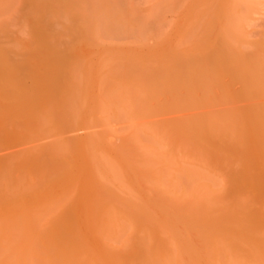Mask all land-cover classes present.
I'll use <instances>...</instances> for the list:
<instances>
[{
    "label": "rangeland",
    "instance_id": "1",
    "mask_svg": "<svg viewBox=\"0 0 264 264\" xmlns=\"http://www.w3.org/2000/svg\"><path fill=\"white\" fill-rule=\"evenodd\" d=\"M194 1L0 0V173L2 174H0V220L2 219L0 239L5 240L3 238L7 237L6 239L11 238L12 241L14 239L22 241L26 238L23 244L33 245V264H64V262L69 264L67 261H73L77 251L83 252L81 256L86 253L84 257H88L86 260L75 259L80 264L82 260L85 262L89 259L93 264H98V260H101L102 264H162L164 257L169 262L173 261L170 264H179L180 256L182 264H210L219 259L220 264H264V258L259 254L245 255L253 249L251 247L253 245L264 248V237H262L264 236L262 232L264 230V114L260 112V108L251 106L259 104V101L264 99V79L258 81L256 75L253 80L246 79L250 84L246 86V81L244 85L242 84V74L234 78L219 67H215L216 58L220 57L218 54H224L227 49L228 51H225L227 54L231 50H236L231 55L232 65L236 56L248 57L247 64L251 69L256 72L261 68L264 69V54L261 53L262 50L260 52L257 50L260 46V48L264 47V0H223L219 9L227 8L226 10L232 11L227 14H215L216 9L213 5L218 8L217 4L220 2L212 1L211 5L202 7L204 5L200 6L197 1L198 6L194 3L198 7L196 8L192 5ZM209 6H212V9ZM109 26L111 28L108 29ZM234 39L239 42L234 44ZM217 41L220 42L219 45ZM216 51L219 53L217 54ZM210 77L213 79H209ZM127 86L131 91H127ZM238 90L257 92L261 99H238L233 94V91L238 92ZM118 95L120 98H114ZM66 97L70 101L68 104ZM119 99L124 100L123 103L128 102L124 103L125 108ZM67 105L71 108L70 111L65 109ZM117 105L122 108H119V112L115 111ZM102 106L106 108L103 109ZM101 108L106 110L105 113ZM249 108L252 119H261L258 123L259 131L256 133L246 122L237 120L233 125L231 121L228 122L230 119L228 112ZM40 116L47 118V121L43 118L46 123L49 122V124L45 123L46 127ZM155 127L157 132L153 129ZM55 139L61 148L55 147ZM87 141L91 144L88 142L89 144L86 145ZM166 141L172 144L169 146ZM182 141L183 143L180 144ZM188 142L193 143L189 147L193 146L195 148L193 152L201 158L203 154L208 153L203 159L199 156L200 160L204 161L203 166L200 161H196L195 156L198 158V155L191 152L193 148H187ZM201 145L208 150L205 151L204 147H200ZM154 152L156 153L153 154ZM146 154L150 155L146 156ZM89 155L95 156L96 159L102 158L103 163L99 160L100 166H93L91 158H88ZM83 156L88 160H84ZM146 159L153 162H147ZM144 161L147 163L145 170ZM61 163H66L63 164L64 169ZM138 163H141V167ZM148 163L151 164L153 172L149 171L151 168ZM61 169L70 172H66V175ZM91 169H95V172L90 171ZM113 169L114 171H111ZM143 170L148 172L145 173ZM214 170L219 174H215ZM70 173L72 178L75 176L72 179L74 189L71 185ZM221 173L223 175H220ZM18 175L20 178L17 177ZM222 176L225 177L224 181ZM145 177L147 179L149 177L150 181ZM215 177L216 183L223 181V185L218 186V184V187H213L216 185ZM219 178L221 180L217 181ZM65 181H69V184ZM74 181L77 183L73 184ZM225 181L227 183L224 185ZM12 185L13 189H11ZM149 185L153 186L152 193L154 191L159 193L163 203L157 200V192L155 193L157 197L150 193L152 189ZM65 186L67 187L64 188ZM148 187L150 191L147 190ZM198 187L204 189L209 187L210 190L203 189L204 196L200 200L192 201L197 191L203 192ZM7 188L12 192L10 193ZM60 188L61 191L65 189L64 194L68 188L72 189L67 191L69 200V197L65 199L67 193L57 195L56 192ZM53 190L55 191L52 192ZM61 191H58V194ZM217 191L219 192L216 193ZM61 195L64 198H61ZM162 195L164 197H161ZM237 196L243 200H239ZM53 198L60 199L59 206H63L58 209L59 211L56 210L58 211L56 214L48 212L50 214L44 215L46 218H40L46 222L43 228L44 222L42 220L39 222V216L37 217L36 214L39 215L40 210L47 208L46 205H49ZM214 199H216L214 203L218 204L217 212L207 213V208L212 210L207 201L213 202ZM244 200L246 205H243ZM40 203L42 205L47 203L46 207L41 209ZM64 203L69 204L65 206ZM170 205L178 210H174ZM64 207L67 212H61L65 216L68 214L66 221L62 218L64 216L60 217L62 214L57 216ZM109 207L113 209L112 212L106 210L110 209ZM30 209H33L32 218H29V212L26 213ZM132 210L146 220L140 219L139 215L137 217ZM179 210L183 211L179 213ZM92 213L93 216H89ZM108 213L113 215L119 227L126 228L124 223L128 227L127 231H122L123 229L117 231V236H120L117 239L114 235L116 238V240L113 238L114 242H110L112 239L109 242L106 240L113 246L110 248V253L107 248L109 246L105 248L106 241L104 246L100 241L101 238L96 234L98 232L95 231L103 224L104 215ZM229 213L232 215L230 216ZM15 215H19L17 221L14 219ZM86 215L87 218L84 217ZM54 218L62 222L59 224L62 225L61 229L66 226V229L63 228L66 233L61 231L65 234L57 232L60 227H55L57 229L55 231L54 225L57 223H54L57 219ZM196 218L202 222L196 220L198 224L192 223ZM3 219L7 225L3 223ZM9 219L10 221H7ZM52 221L54 225L50 224ZM34 222L42 224L41 227L34 224L41 229L34 230ZM100 223L102 224L99 225ZM203 223H208L216 230L211 234L210 230H205ZM229 223L235 224L233 225L236 231L235 240L223 239V247L220 244L214 245L216 252L208 241L221 234L220 228L223 229ZM19 224L21 225L18 226ZM22 224H26L23 233L27 237L19 240L21 236L15 226L20 227L21 231ZM3 225L8 229L2 227ZM158 226L166 234L165 239L163 234L160 235ZM199 231L210 236L207 241L208 247L207 243L197 238L198 235H191ZM10 232L11 236L8 235ZM100 233L101 231L98 235ZM138 233L142 236H138ZM16 234L20 237L13 238ZM74 238L84 241L82 244L85 249L78 248L80 245L76 246ZM168 239H170L169 244H167ZM79 240L76 242L80 244ZM64 242L67 245L65 250L69 249L68 253L71 252L70 248L73 250V253L69 254L73 259L67 253L61 254L65 252ZM141 242L145 243L146 250H150H148L149 257L143 255L147 252H144V247L141 248ZM241 242L242 246L239 245ZM95 243L98 247H102L99 251ZM200 243L205 245H198ZM249 243L254 244L250 246ZM86 244L91 246L87 247ZM42 245L44 248L53 247L56 250L51 252L50 249L51 253L48 254L47 249L45 248L44 251ZM93 245L96 252L91 248ZM245 245L250 250L243 251ZM0 249L3 251L1 246ZM90 249L96 255L93 256ZM223 249H229L225 261L222 257L226 256L219 255ZM237 249L244 256L236 254ZM59 251L61 255H58ZM170 251H173L174 256ZM1 252V260L11 257L9 251L4 252V254L8 252L7 255ZM89 252L91 255L88 256ZM207 253H210L209 260ZM66 254L69 258H64ZM55 255L59 262L55 260ZM92 257H96V260ZM260 257L262 263L259 261Z\"/></svg>",
    "mask_w": 264,
    "mask_h": 264
},
{
    "label": "bare ground",
    "instance_id": "2",
    "mask_svg": "<svg viewBox=\"0 0 264 264\" xmlns=\"http://www.w3.org/2000/svg\"><path fill=\"white\" fill-rule=\"evenodd\" d=\"M174 1H175V0H174ZM187 1H188V0H187ZM187 1L185 0V2H187ZM190 1L192 2V1H194V0H190ZM197 1H199L200 6H201V5H204V6H202V7H205V5H206V6H207V5H211L212 3H210V2H212V1H214V2L217 1L218 3L220 2V4H217L218 8H217L216 6L213 5V8L216 9V10L214 11L215 14H216V13L227 14V13H230L229 11H231L230 9L226 10L227 8H226L225 10H224V9H223V10L219 9V7H220V8L222 7V5H221L222 3H221V2H222L223 0H196V2H197ZM191 2H190V4H191ZM196 2L194 1L192 5L195 6L196 8H198V7H197L198 4H197ZM172 3L174 4L173 1H172ZM194 3H196L197 6H196ZM183 4H184V3H183ZM183 4H182V5H183ZM190 4H189V5H190ZM10 5H11V4H10ZM187 5H188V4H187ZM189 5H188V6H189ZM192 5H191V6H192ZM236 5H237V4H236ZM209 7H211V9H212V6H209ZM8 8H10V7H8ZM180 8H181V6H180ZM189 8H190V7H189ZM189 8H188V9H189ZM3 9H4V8H3ZM74 9H75V8H74ZM211 9H209V10H211ZM4 11H6V10H4ZM8 11H9V10H8ZM187 11H188V10H187ZM86 12H87V11H86ZM188 12H189V11H188ZM192 12H193V10H192ZM231 12H232V11H231ZM72 13H73V12H72ZM2 14H3V13H2ZM189 14H190V13H189ZM191 14H192V13H191ZM221 14H220V15H221ZM181 15H182V14H181ZM192 15H193V14H192ZM193 16H194V15H193ZM125 18H126V16H125ZM43 19H46V18H43ZM40 20H41V19H40ZM86 20H87V19H86ZM121 20H122V19H121ZM182 20H183V18H182ZM87 22H88V21H87ZM24 23H25V22H24ZM37 23H39V22H37ZM52 24H53V23H52ZM54 24H55V23H54ZM44 25H46V24H44ZM100 26H101V25H100ZM109 28H111V27L109 26L108 29H109ZM49 29H50V28H49ZM58 29H59V28H58ZM53 31H54V28H53ZM108 31H109V30H108ZM97 32H98V30H97ZM119 32H120V31H119ZM103 33H104V32H103ZM110 33H111V32H110ZM61 34H62V33H61ZM96 34H98V33H96ZM96 34H95V35H96ZM229 38H230V37H229ZM51 40H52V39H51ZM238 42H239V41H235V39H234V44H237ZM232 43H233V42H232ZM219 44H220V42L218 43V41H217V45H219ZM50 45H51V42H50ZM258 46H260V44H259ZM229 47H230V46H229ZM229 47H226V48L230 49ZM256 47H257V46H256ZM260 47H261V46H260ZM260 47H258L257 50H258L259 52L262 50L261 53L264 54V47H262V48H260ZM213 48H214V47H213ZM250 48H251V47H250ZM250 48H249V49H250ZM219 49H221V48H219ZM212 50H215V49H212ZM221 50H222V49H221ZM221 50H218V49H217V51H219L220 53L222 52ZM217 51H216V53L218 54L219 52H217ZM225 51H228V50L226 49ZM225 51H224V54H222V55H219V54H218V56H220V57H217V55H216V57H217V58H216V60H217V61H216L217 64L215 65V67H219V68H220L221 70H223L225 73L231 74L232 77H234V76L237 77L238 75L240 76V75L242 74V75H241V77H242V80H241V81H242V84H243V85H244V82L246 81V79L249 80V78L252 79L253 77L256 78V77L258 76V77H257V78H258V81H260V80L262 81V79H264V69L261 68L260 71L258 70L257 72H256V70L251 69V68H250V65L247 64L248 57H239V56H236V57H235L236 59L234 60L233 65H232V64H231V62H232V61H231V55H233V54L236 52V50H234V51L231 50L232 52L230 51V53H228V54H227V52H225ZM258 51H257V52H258ZM239 52H240V51H239ZM239 52H238V53H239ZM249 52H251V51H249ZM253 52H254V50H253ZM251 53H252V52H251ZM251 53H247V54H251ZM245 54H246V53H245ZM248 56H249V55H248ZM214 59H215V58H214ZM208 63H209V62H208ZM78 64H82V63H81V62H78ZM205 64H207V62H206ZM214 64H215V63H214ZM214 64H212V65H214ZM251 64H252V63H251ZM122 65H123V64H122ZM122 65H121V66H122ZM201 65H202V64H201ZM203 65H204V64H203ZM210 65H211V64H210ZM119 66H120V65H119ZM54 67H55V66H54ZM205 67H207V66H205ZM222 67H223L224 69H223ZM251 67H252V65H251ZM130 68H131V67H130ZM203 68H204V66H203ZM208 68H210V67H208ZM19 69H20V68H19ZM19 69H18V71H19ZM74 69H75V68H73V71H74ZM76 69H77V68H76ZM124 69L126 70L125 66H124ZM124 69H123V71H124ZM204 70H207V69H204ZM211 70H212V69H211ZM22 71H23V69H22ZM208 71H209V69L207 70V72H208ZM74 72H75V71H74ZM210 72H211V71H210ZM76 73H77V71H76ZM126 73H127V72H126ZM134 73H135V72H133V74H134ZM159 73H160V72H159ZM74 74H75V73H74ZM135 74H136V73H135ZM136 75H137V74H136ZM170 75H171V74H170ZM256 75H257V76H256ZM205 76H207V75H205ZM255 76H256V77H255ZM73 77H74V76H73ZM75 77H78V76L75 75ZM136 77H137V76H136ZM207 77H208V76H207ZM235 77H234V78H235ZM147 78H148V76H147ZM103 79H104V78H103ZM194 79H195V78H194ZM205 79H207V78L205 77ZM209 79H213V78L210 77ZM243 79H244V80H243ZM77 80H78V78H77ZM98 80H99V79H98ZM100 80H102V79H100ZM141 80H142V78H141ZM146 80H147V79H146ZM248 80H247V81H248ZM252 80H253V79H252ZM79 81H80V80H79ZM204 81H205V80H204ZM212 81H213V80H212ZM247 81H246L247 84H245L246 86H247V85H250ZM250 81H251V80H250ZM250 81H249V82H250ZM72 82H73V81H72ZM101 82H102V81H101ZM104 82H105V81H104ZM13 83H14V82H13ZM75 83H77V81H76ZM75 83H74V84H75ZM79 83H80V82H79ZM257 83H258V82H257ZM100 84H102V83H100ZM251 85H252V84H251ZM102 86H103V85H102ZM246 86H245V87H246ZM4 87H5V86H4ZM117 87H118V86H117ZM117 87H116V88H117ZM127 87H128V86H127ZM127 87H126V89H127ZM242 87H243V86H242ZM101 88H102V87H101ZM116 88H114L113 91H115ZM239 88H240V87H239ZM239 88H238V89H239ZM119 89H120V88H119ZM121 89H122V88H121ZM98 90H99V89H98ZM128 90L131 91V90L129 89V87H128L127 91H128ZM7 91H8V90H7ZM102 91H104V89H103ZM109 91H110V90H109ZM122 91H124V90H122ZM127 91H124V92H127ZM238 92H239V90H238ZM238 92L233 91L234 96H235L236 98H238V99L255 98V99L257 100V99L260 98V96H259V94H257V92H253V91H250V90H244V91L242 90V91H240L239 93H238ZM112 93H113V92H112ZM117 93H118V92H117ZM121 93H122V92H121ZM128 93H130V92H128ZM230 93H231V92H230ZM261 93H262V92H261ZM25 94H27V92H26ZM103 94H104V92H103ZM75 95H76V94H75ZM119 95H120V94H119ZM119 95L116 96V97H114V98L119 97ZM123 95L126 96L125 93H123ZM130 95H131V93H130ZM132 95H133V94H132ZM19 96H20V95H19ZM77 96H78V95H77ZM121 96H122V94H121ZM134 96H135V95H134ZM52 97H53V96H52ZM106 97H107V96H105V98H106ZM122 97H123V96H122ZM136 97H137V95H136ZM136 97H135V98H136ZM241 97H242V98H241ZM53 98H54V97H53ZM66 98H68V97H66ZM75 98H76V97H74V99H75ZM119 98H120V97H119ZM123 98H125V97H123ZM123 98H122V99H123ZM71 99H72V98H71ZM108 99H109V98H108ZM108 99H107V100H108ZM137 99H138V98H137ZM260 99H261V98H260ZM76 100H77V99H76ZM78 100H79V99H78ZM103 100H104V98H103ZM119 100H120V99H119ZM256 100H255V101H256ZM65 101H66V100H65ZM72 101H73V100H72ZM104 101H105V100H104ZM110 101H111V100H110ZM115 101H116V100H115ZM117 101H118V100H117ZM117 101H116V102H117ZM123 101H124V100H122V101L120 100V102H122V104H124L125 102H126V104L128 103L127 101H125V102L123 103ZM68 102L70 103L69 98L67 99V102H66V103L68 104ZM106 102H107V101H106ZM106 102H105V103H106ZM133 102H134V100H133ZM133 102H132V103H133ZM259 102H260L259 104H254V105H251V106H253V107L257 108V109L260 108V110H261L260 112H262V114H264V99H262V101L260 100ZM109 103H110V102H109ZM111 103H112V102H111ZM97 104H98V103H97ZM120 104H121V103H120ZM120 104H119V106H120ZM122 104H121V106H122ZM134 104H135V102H134ZM134 104H132V105H133L132 108L135 110V108H134ZM64 105H66V104H64ZM70 105H74V104H70ZM100 105H101V104H100ZM103 105H105V104H103ZM95 106H96V105H95ZM117 106H118V105H117ZM119 106H118L117 109H115V111H118V112H119V108L121 107V106H120V107H119ZM135 106H136V105H135ZM102 107H103V109L106 108V106H102ZM125 107H126V105L124 104V105H123V108H125ZM60 108H62V107H60ZM109 108H110V107H109ZM65 109H67V111H70L69 109H71V108H68V105H67V106L65 107ZM101 109H102V108H101ZM103 109H102V110H103ZM120 109H122V108H120ZM127 109H128V108H127ZM127 109H126V110H127ZM107 110H108V109H107ZM236 110H237V109H236ZM236 110H235V111H232V112H228L229 114L227 113L228 116H229V118H230L228 122L231 121V122H232L231 125L235 124V122L238 120L239 122H240V121H242V122H246V124H248V125L250 126V128L253 130V132L256 133L257 131H259V130H258V123H259V121H260L261 119H252L251 116H250V111H251L250 108H249V109H239V111H238V110L236 111ZM252 110H253V109H252ZM67 111H66V112H67ZM103 111H104V110H103ZM105 111H106V110H105ZM105 111H104V113H105ZM219 111H221V109H219ZM258 111H259V110H258ZM47 112H48V111H47ZM59 112L61 113V111H59ZM74 112H75V111H74ZM120 112H121V111H120ZM49 113L51 114V116L53 115L50 111H49ZM106 113H107V112H106ZM42 114H43V113H42ZM42 114H41V115H42ZM44 115H45V114H44ZM44 115H42V116H44ZM119 115H120V114H118V116H119ZM125 115H126V114H125ZM47 116H49V114H47ZM64 116H66V114H65ZM71 116H72V114H71ZM123 116H124V115H123ZM228 116H227V117H228ZM40 117H41V116H40ZM49 117H50V116H49ZM49 117H48V119H49ZM72 117H73V116H72ZM121 117H122V116H121ZM43 118H44V117H41L40 119L44 121L43 123H44V126H45V123H46V121H47V118H44V119H46V121H45ZM38 119H39V118H38ZM67 119H68V118H67ZM41 120H39V121H40V124H41ZM50 120H51V119H50ZM70 120H71V118H70ZM70 120H68V121H70ZM89 120H90V119H89ZM35 121H36V120H35ZM212 121H214V120H212ZM90 122H91V121H88V123H90ZM47 123L49 124V122H47ZM47 123H46V124H47ZM72 124H73V123H72ZM213 124H214V123H213ZM227 124H228V123H227ZM256 124H257V125H256ZM67 125H69V124L67 123ZM70 125H71V124H70ZM70 125H69V127H70ZM165 125H166V124H165ZM172 125H173V124H172ZM4 126H5V125H4ZM46 126H47V125H46ZM46 126H45V127H46ZM71 126H72V125H71ZM84 126H86V125H84ZM89 126H91V125H89ZM220 126H221V125H220ZM225 126H226V125H225ZM6 127H7V126H6ZM13 127H14V126H13ZM67 127H68V126H67ZM150 127H151V126H150ZM72 128H73V126H72ZM146 128H147V127H146ZM14 129H15V128H14ZM38 129H39V128H38ZM153 129H154L156 132L158 131V130L156 129V127L153 128ZM229 129H230V128H229ZM22 130H23V129H22ZM159 130H161V129H159ZM23 131H24V130H23ZM67 131H68V130H67ZM69 131H71V130H69ZM69 131H68V132H69ZM168 131H169V130H168ZM39 132H40V131H39ZM42 133H44V132H42ZM47 133H50V132H47ZM154 133H155V132H154ZM173 133H174V132H173ZM211 133H212V132H211ZM220 133H221V132H220ZM44 134H45V133H44ZM59 134H60V133H59ZM61 134H62V133H61ZM61 134H60V135H61ZM43 136H44V135H43ZM164 136H165V135H164ZM48 137H49V136H48ZM71 137H72V136H71ZM190 137L192 138L191 135H190ZM56 138H57V137H56ZM65 138H66V136H65ZM65 138H64V139H65ZM167 138H168V137H167ZM69 139H70V138H69ZM72 139L74 140V138H72ZM82 139H83V138H82ZM57 140H58V139H57ZM59 140H60V139H59ZM65 140H67V138H66ZM73 140H72V141H73ZM161 140H162V139H161ZM69 141H70V140H69ZM162 141H163V140H162ZM55 142H56V139H55ZM88 142H89V141H87L86 145L90 143V142H89V143H88ZM56 143H57V144H56ZM56 143H54V144L56 145L55 147L58 146V147H57L58 149L61 148V147H60L61 145H58L59 142L57 141ZM166 143L169 144V146H170V144H172V142L170 143V141H169V142L166 141ZM181 143H183V141L180 142V144H181ZM212 143H213V142H212ZM60 144H61V143H60ZM90 144H91V143H90ZM164 144H165V143H164ZM192 144H193V143H192ZM192 144H190V143L188 142V146H187V148H190V149L193 148V146H192V147H189V145L191 146ZM233 144H234V143H233ZM184 145H185V144H183V146H184ZM83 146H84V145H83ZM177 147H178V146H177V144H176V148H177ZM184 147L186 148V146H184ZM200 147H204V146L201 145ZM42 148H43V147H42ZM57 148H56V149H57ZM154 148H155V147H154ZM181 148H182V147H181ZM185 148H183V149H185ZM58 149H57V150H58ZM151 149H153V148H150V150H151ZM178 149H179V148H178ZM194 149H195V148L191 149V150H192L191 152H193ZM201 149H202V148H201ZM204 149H205V147H204ZM0 150H1V149H0ZM57 150H56V153L58 152ZM153 150H154V149H153ZM153 150H152V151H153ZM158 150H159V149H158ZM158 150H157V151H158ZM187 150H188V149H187ZM207 150H208V149H205V151H207ZM233 150H234V149H233ZM239 150H240V149H239ZM43 151H44V148H43ZM59 151H61V150H59ZM145 151H146V149H145ZM147 151H149V150H147ZM155 151H156V149H155ZM196 152H197V150H196ZM59 153H63V152H59ZM146 153H147V152H146ZM150 153H151V152H150ZM155 153H156V152H154L153 154H155ZM193 153H194V152H193ZM198 153H199V152H198ZM18 154H19V153H18ZM151 154H152V153H151ZM194 154H195V153H194ZM200 154H201V151H200ZM205 154H208V153H205ZM205 154H203V156H204ZM19 155H20V154H19ZM149 155H150V154H148V155L146 154V156H149ZM156 155H158V153H157ZM195 155H198V154L196 153ZM212 155H213V154H212ZM90 156H91V157H90ZM199 156H200V155H198V158H196V156H195V159H197V160H196L197 162L200 161L201 164H202L201 166H203V162H204V161L202 162V161L200 160L201 156H200V158H199ZM203 156H202L201 159H203ZM205 156H208V155H205ZM222 156H223V155H222ZM81 157H82V156H81ZM83 157H84V156H83ZM85 157H86V156H85ZM85 157H84V158H85ZM87 157H88V156H87ZM193 157H194V155H193ZM219 157H220V156H218V158H219ZM68 158H69V157H68ZM84 158H83V159H84ZM88 158H91L90 160H91L92 163H93L92 165L95 166V167H97L98 165L100 166V164L98 163L99 160H100V161H99L100 163H101V160H102V163H103V159H102L101 157H100L101 159H99V157H98V159H96L95 156L92 157V155H89ZM88 158H87V159L85 158L84 160H88ZM142 158H143V157H142ZM142 158H141V159H142ZM214 158H215V157H214ZM214 158H213V159H214ZM222 158H223V157H222ZM83 159H82V160H83ZM94 159H95V160H94ZM191 159H193V158H191ZM11 160H12V159H11ZM11 160H10V161H11ZM13 160H14V159H13ZM69 160H70V159H69ZM82 160H81V161H82ZM96 160H97V161H96ZM146 160H148L147 162L150 161V163L153 162V161H151V160H149V159H146ZM204 160H205V161H210L211 159H210V160H206V159H204ZM224 160H226V159H224ZM231 160H232V159H231ZM71 161H72V160H71ZM95 161H96V162H95ZM106 161H107V159H106ZM106 161H105V162H106ZM111 161H112V160H111ZM136 161H138V160H136ZM228 161H229V160H228ZM60 162H61V161H59V163H60ZM74 162H76V161H74ZM77 162H78V161H77ZM142 162H143V161H141V163H142ZM215 162H217V161H215ZM70 163H71V162H70ZM95 163H96L97 165H95ZM115 163H116V162H115ZM115 163H113V164H115ZM141 163H140V164H141ZM150 163H148V166L150 165L149 167L151 168L149 171L153 172V171H152L153 168L151 167V164H150ZM211 163H212V162H211ZM220 163H222V162H220ZM235 163H236V162H235ZM10 164H11V162H10ZM57 164H58V163H57ZM61 164L63 165V164H66V163H61ZM138 164H139V163H138ZM140 164H139V165H140ZM146 164H147V163L144 161V163H143V166L145 165L144 168H143V166H142V168H143L144 170H145ZM213 164H214V163H213ZM59 165H60V164H59ZM104 165H105V164H103V166H104ZM106 165H107V164H106ZM139 165H138V167H139ZM198 165H200V164H198ZM211 165H212V164H211ZM235 165H236V164H235ZM66 166H67V165H66ZM66 166H65V169H67ZM101 166H102V165H101ZM107 166H108V165H107ZM153 166H154V165H153ZM205 166H207V165H205ZM78 167H79V166H78ZM104 167H106V166H104ZM115 167L117 168V166H115ZM140 167H141V165H140ZM140 167H139V168H140ZM223 167H224V166H223ZM61 168H62V166H61ZM100 168H103V167H100ZM139 168H136V169H139ZM142 168H141V169H142ZM215 168H216V167H215ZM10 169H11V168H10ZM58 169H60V168H58ZM63 169H64V165H63ZM70 169H71V168H70ZM79 169H80V168H79ZM111 169H112V168H111ZM114 169H115V168H114ZM114 169L111 170V171H114ZM209 169H210V168H209ZM234 169H235V168H234ZM236 169H237V168H236ZM75 170H76V169H75ZM92 170L94 171L95 169H91L90 171H92ZM139 170H140V169H139ZM139 170H138V171H139ZM144 170H143V172H145V173L148 172V171H144ZM147 170H148V169H147ZM212 170H213V168H212ZM221 170H222V169H221ZM221 170H220V171H221ZM59 171H60V170H59ZM61 171H63V170L61 169ZM68 171H69V170H68ZM68 171L65 170V171H63V173H64V172H65V173H66V172L68 173ZM81 171H82V170H81ZM98 171H99V170H98ZM140 171H141V170H140ZM167 171H168V170H167ZM170 171H171V170H170ZM181 171H183V169H182ZM214 171L216 172V170H214ZM217 171H219V170H217ZM224 171H226V170H224ZM224 171H223V174H224ZM2 172H3V171H2ZM10 172H11V171H10ZM69 172H70V171H69ZM74 172H76V171H74ZM78 172H79V171H77V173H78ZM88 172H89V171H88ZM94 172H95V171H94ZM115 172H116V170H115ZM151 172H149L148 175H150ZM157 172H158V171H157ZM47 173H48V172H47ZM67 173H66V175H67ZM85 173H86V172H85ZM96 173H97V172H96ZM155 173H156V171H155ZM212 173H213V171H212ZM0 174H1V173H0ZM19 174H20V173H19ZM57 174H59V173H57ZM100 174H101V173H99V175H100ZM112 174H113V173H112ZM164 174H165V173H164ZM190 174H192V172H191ZM215 174H219V172H218V173L216 172ZM223 174L221 173L220 175H223ZM1 175H2V174H1ZM28 175H29V174H28ZM78 175H79V174H78ZM155 175H156V174H154V176H155ZM208 175H209V174H208ZM220 175H219V177H221ZM21 176H23V175H21ZM63 176H64V174H63ZM69 176H71V173H70ZM156 176H157V175H156ZM165 176H166V175H165ZM165 176H164V177H165ZM209 176H210V175H209ZM211 176H213V175H211ZM9 177H10V176H9ZM17 177L20 178L19 175H18ZM17 177H16V178H17ZM23 177H24V176H23ZM74 177H75V176H73V178H72V176H71V185H72V179H74ZM97 177H98V176H97ZM141 177H142V176H141ZM54 178H55V176H54ZM62 178H63V177H62ZM65 178H67V177H65ZM68 178H69V180H70V177H68ZM78 178H79V177H78ZM78 178H76V180H78ZM145 178H146V177H145ZM60 179H61V178H60ZM92 179H93V178H92ZM146 179H147V178H146ZM215 179H217V178L215 177L214 180H215ZM222 179H223V181H224V180H225V177L222 176ZM53 180H54V179H53ZM57 180H58V179H57ZM79 180H80V179H79ZM79 180H78V181H79ZM138 180H139V178H138ZM147 180L150 181L149 177H148ZM214 180H213V181H214ZM220 180H221V179L219 178V180H217V181H220ZM7 181H8V180H7ZM15 181H16V180H15ZM223 181L220 182V183H216V180H215L216 185L213 184V185H214L213 187H218V186H220V185L223 183ZM19 182H20V181H19ZM19 182H18V183H19ZM41 182H43V181H41ZM54 182H55V181H54ZM65 182H66V181H65ZM75 182L77 183V181H74L73 184H75ZM142 182H143V181H142ZM20 183H21V182H20ZM66 183L69 184V181L66 182ZM66 183H65L64 185H66ZM145 183H146V182H145ZM226 183H227V182L225 181L224 185H225ZM10 184H11V183H10ZM10 184H9V185H10ZM38 184H39V182H38ZM78 184H79V183H78ZM218 184H219V185H218ZM9 185H8V186H9ZM13 185H15V184L13 183ZM13 185H12V186H13ZM21 185L23 186V184H21ZM56 185H57V184H56ZM124 185H126V184H124ZM217 185H218V186H217ZM222 185H223V184H222ZM6 186H7V185H6ZM67 186H68L69 188H71L70 185H67ZM67 186H65L64 188H66ZM121 186H122V185H121ZM226 186H227V185H226ZM56 187H57V186H56ZM60 187H61V186H60ZM62 187H63V186H62ZM72 187H73V189H74V186H73V185H72ZM149 187H151V185H149ZM149 187H148V189H147V188H146V189L150 191V188H149ZM152 187H153V186H152ZM152 187H151V189H152ZM222 187H224V186H222ZM222 187H221V188H222ZM13 188H14V186H13L11 189H13ZM21 188H22V187H21ZM21 188H20V189H21ZM28 188H30V187H28ZM69 188H68V190H67V189H66V190H67V191L72 190V189H69ZM95 188H96V187H95ZM121 188H122V187H121ZM123 188H124V187H123ZM123 188H122V189H123ZM125 188H126V187H125ZM5 189H6V187H5ZM8 189L10 190V193H11V192H12L11 189H10V188H7V190H8ZM26 189H27V188H26ZM186 189H187V187H186ZM198 189H202L203 192H201V191H197V193L194 194V196H195V195H196V196L192 198V201H193V200H200V199L204 196L203 193H205V191H204L205 189H207L208 191L210 190L209 187H208V188H205V189H204V188H199V187H198ZM203 189H204V190H203ZM48 190H49V189H48ZM63 190H65V189H63ZM63 190L61 191V188H60V189L58 190V191H61V192H59V194H58V191L56 190V191H57V192H56L57 195L60 196V193H63ZM96 190H97V189H96ZM123 190H125V189H123ZM147 190H145V191H147ZM221 190H222V189H220V191H221ZM54 191H55V190H53L52 192H54ZM67 191H66V193H67ZM74 191H75V190H74ZM16 192H17V191H16ZM25 192H26V191H25ZM28 192H29V191H28ZM52 192H51V194H53ZM64 192H65V191H64ZM152 192H153V189H152V191H151L150 193H152ZM156 192H157V191H154V193H152V194H153V196H155V197L158 196V197H157V198H158L157 200H160V198H159L160 195H159L158 192H157V193H156ZM190 192H192V191H190ZM195 192H196V190H195ZM218 192H219V191H217L216 193H218ZM49 193H50V192H49ZM66 193H65V194L63 193V195H66ZM155 193L158 194V195L156 196ZM193 193H194V192H193ZM16 194H17V193H16ZM25 194H26V193H25ZM147 194H148V193H147ZM152 194H151V195H152ZM189 194H190V193H189ZM13 195H14V194H13ZM63 195H61V198H64V197H62ZM67 195H68V196H67ZM67 195H66L65 199H66L67 197H69V192L67 193ZM71 195H73L72 197H74L73 192H71ZM50 196H51V195H50ZM59 196H58V197H59ZM47 197H49V196H47ZM56 197H57V196H56ZM141 197H142V196H141ZM151 197H152V196H151ZM155 197H154V198H155ZM161 197H164V195H162ZM184 197H185V196H184ZM237 197H238V196H237ZM136 198H138V197H136ZM233 198H234V196H233ZM235 198H236V197H235ZM238 198H239V197H238ZM29 199H30V198H29ZM69 199H70V197L68 198V200H69ZM138 199H139V198H138ZM150 199H151V198H150ZM244 199H245V197H244ZM135 200H136V199H135ZM157 200H156V201H157ZM180 200H181V199H180ZM215 200H216V199H214L213 202L210 201V200L207 201V204H209V205L212 207V210H210L209 208H207V210H208L207 213H211V214H212V212H214V211L217 212L218 204H217V203H214ZM217 200H218V199H217ZM239 200H241V198H239ZM242 200H243V199H242ZM242 200H241V201H242ZM59 201H60V199H58V198H53V199H51V202L49 203V205H48L47 203H46L47 205L45 204L46 206L49 207V209H48V207L45 208L46 206H45L44 204L42 205V204L40 203V204L42 205V206L40 205L41 209H42V207H44V206H45V207H44L45 209H44L43 211L40 210V211H42V212H41L42 214H40V211H39V215L36 214L37 217L39 216V217H38V220H39L40 218H42V217H45V216H44L45 214L47 215V214H50V213H52V212H54V213L56 214V212L59 211L58 209H59L60 207L62 208V206H63L62 204H60V205H62V206H59ZM61 201H62V200H61ZM144 201H145V200H144ZM160 201H162L161 203L164 202L162 199H161ZM183 201H184V200H183ZM188 201L190 202L189 199H188ZM236 201H237V200H236ZM26 202H27V201H26ZM66 202H67V201H66ZM167 202H169V201H167ZM177 202L179 203V201H177ZM216 202H217V201H216ZM219 202H220V200H219ZM231 202H232V201H231ZM244 202H245V200L243 201V205H246V203H244ZM138 203H139V201H138ZM144 203H146V202H144ZM144 203H143V204H144ZM165 203H166V201H165ZM165 203H164V205H165ZM224 203H225V202H224ZM239 203H240V202H238L237 204L239 205ZM28 204H29V203H28ZM32 204H33V203H32ZM64 204H65V206H66L67 203H64ZM68 204H69V203H68ZM68 204H67V206H68ZM71 204H72V203H71ZM71 204H70V206L73 205V204H72V205H71ZM146 204H147V203H146ZM237 204H235V205L237 206ZM231 205H232V203H231ZM233 205H234V204H233ZM30 206H31V205H30ZM236 206H235V207H236ZM27 207H28V206H27ZM40 207H39V208H40ZM170 207H171V205H170ZM170 207H169V208H170ZM172 207L174 208L175 206H172ZM172 207H171V208H172ZM245 207H246V206H245ZM245 207H244V208H245ZM31 208H32V207H31ZM86 208H87V207H86ZM109 208H110V209H106V210H107L108 212H109V211L112 212L113 209H112L111 207H109ZM232 208H233V206H232ZM18 209H19V208H18ZM24 209H25V207H24ZM47 209H48L49 211H47ZM133 209H134V208H133ZM135 209H136V208H135ZM189 209H190V207H189ZM241 209H242V207H241ZM245 209L247 210V208H245ZM245 209H244V211H246ZM37 210H38V209H37ZM56 210H58V211H56ZM71 210H72V209H71ZM79 210H80V209H79ZM171 210H172V209H171ZM174 210H178V209H175V208H174ZM183 210H184V209H183ZM183 210H182V211H183ZM16 211H17V210H16ZM18 211H19V210H18ZM61 211H63V213H64V211L67 212L66 207H64V210H63V209L60 210V214L58 213L57 216H60V215L62 214ZM83 211H85V210H83ZM180 211H181V210H179V213H180ZM182 211H181V212H182ZM25 212H26V211H25ZM28 212H29V218H32V217H33V209L28 210L26 213L28 214ZM48 212H50V213H48ZM68 212H69V211H68ZM132 212H133V210H132ZM134 212H135V211H134ZM134 212H133V213H134ZM137 212H138V211H137ZM186 212H187V210H186ZM188 212H189V211H188ZM216 212H215V214H216ZM232 212H233V211H232ZM22 213H23V212H22ZM36 213H37V212H36ZM88 213H89V212H88ZM93 213H94V212H93ZM93 213H92V215H89V216H93ZM133 213H132V214H133ZM170 213H171V212H170ZM172 213L175 215L174 212H172ZM17 214H19V213H17ZM23 214H24V213H23ZM65 214H66V213H65ZM82 214H83V213H82ZM94 214H95V213H94ZM112 214H114V213H112ZM134 214H135L136 216L139 215V214H136V212H135ZM176 214H177V212H176ZM229 214H230V216L232 215V213H229ZM95 215H96V214H95ZM177 215H178V214H177ZM181 215H182V214H181ZM5 216H6V215H5ZM15 216H16L17 218L14 217V219H16V221H17V219H19V217H18L19 215H15ZM22 216H23V215H22ZM62 216H64V217H62ZM67 216H68V214H67L66 216H65L64 214H62L60 217H62L63 220H65V218H66ZM79 216H81V213H80ZM87 216H88V215H86V216H84V217L87 218ZM114 216H115V215H114ZM139 216H140V219H142L143 216H141V215H139ZM243 216H244V215H243ZM243 216H242V217H243ZM60 217H57V218H60ZM129 217H130V216H129ZM137 217H138V216H137ZM144 217H145V216H144ZM8 218H9V217H8ZM24 218H25V217H24ZM45 218H46V217H45ZM57 218H54V219H57ZM117 218H118V217H117ZM168 218H169V217H168ZM171 218H172V217H171ZM171 218H170V219H171ZM20 219H21V217H20ZM42 219H43V218H42ZM42 219H40L39 222H42V221L44 222V220H42ZM48 219H50V217H49ZM143 219H144V218H143ZM143 219H142V220H143ZM188 219H189V218H188ZM3 220L5 221V219H3ZM21 220H22V219H21ZM41 220H42V221H41ZM52 220H53V219H52ZM60 220H61V219H60ZM66 220H67V219H66ZM66 220H65V221H66ZM115 220H116V219L113 217V215H111V213H108L107 215H104V218H103V224L100 223L99 225H101V224H102V225H101L99 228H98V227H97V228L95 227V228H96L95 231H97L98 233L101 231L100 235H98V233H96V232H95V233L97 234L98 237L101 238L100 241L103 243V245L105 246V244H106L105 248H106L107 246H109V247H107V248L109 249V253L111 252V251H110V248L113 247L111 244H108L109 240H111V239L113 240V238H115V236H116L117 239H118L120 235L117 236V231H121V230L123 229V228H121L122 226L119 227V225L115 222ZM126 220H127V219H126ZM144 220H146V219H144ZM177 220H178V218H177ZM182 220H183V219H182ZM186 220H187V219H186ZM186 220H183V221H186ZM196 220H197L198 222H202L201 220H199L198 218H196L194 221H192V223H194V224H198ZM0 221H2V219H1ZM4 221H3V223H4L5 225H7V222L5 221V222H6V223H5ZM7 221H10V219L7 220ZM13 221H15V220H12V222H13ZM36 221H37V219H36ZM50 221H51V220H50ZM53 221L55 222V220H53ZM53 221H52L50 224H53V223H54ZM57 221H58V222H57ZM57 221L54 223V224L57 223L56 225L53 224V225H54V228H55V227L58 228V227L62 226V225H59V224H62V222H59V219H57ZM65 221H63V222L66 223ZM178 221H179V220H178ZM23 222H24V221H23ZM26 222H28V220H26ZM127 222H128V221H127ZM143 222H144V221H143ZM149 222H150V221H149ZM14 223H15V222H14ZM14 223H12V224H14ZM17 223H19V222H17ZM21 223H22V222H21ZM24 223H25V222H24ZM35 223H36V225L38 224L37 222H34L33 225H34ZM45 223H46V222L43 223V224H44V227L42 226L43 228H45ZM118 223L121 224V223H122V220H121V223H120L119 221H118ZM123 223H124V222H123ZM144 223H145V222H144ZM151 223H152V221H151ZM192 223H190V224H191V226L193 227L194 225H193ZM242 223H243V222H242ZM9 224H10V223H9ZM50 224H49V225H50ZM153 224H154V223H153ZM203 224L205 225V226H203V227L205 228V230H207V231L210 230V231H211V234H212V231H213V230H214V231L216 230V229H214V227H212L211 225H208V223H207V224L203 223ZM1 225H2V224H1ZM20 225H21V224H19L18 226H20ZM22 225H23V224H22ZM25 225H26V224H25ZM25 225H23L24 227L21 226V227H22V230H21V231H20V229H21L20 227H16V226H15V229L17 228V231H18V233H19L20 236H21V238H20L19 240H21L22 237L24 238V237L26 236V235H24V233H23V232H24L23 230H25V228H26ZM36 225H34V227H35L34 230H35L36 228L41 229V228L38 227V226L40 225V223L38 224V226H36ZM41 225H42V224H41ZM41 225H40V227H41ZM49 225H48V226H49ZM129 225H130V224H129ZM147 225H148V224H147ZM233 225H235V224L229 223L228 226L225 225V227H224L223 229L220 228V232H219V233H221L222 235H221V234H218V235H216L214 238H211L210 241H208V239H209L210 236H209L208 234H207V235H206V234H201L200 231H199V232H196L197 234L194 233V234H191V235H192V236H194V235L197 236V235H198L197 238H199L200 241L203 240L205 243H207V241H208L209 245H210L211 247H213V248H215L214 245H217V244H220L221 247H223V246H224L223 239H224V240L227 239V240H230V241H231V240H232V241L235 240V239H234V232H236V231H234V226H233ZM237 225H238V224H237ZM148 226H149V225H148ZM2 227L6 228L7 226H4V225H3ZM46 227H47V226H46ZM124 227L128 228V227L126 226L125 223H124ZM131 227H132V226H131ZM159 227H160V226H158V228H159ZM172 227H173V225H172ZM187 227H188V226H187ZM4 228H3V229H4ZM10 228H12V226H11ZM19 228H20V229H19ZM43 228H42V229H43ZM56 228H55V231L57 230ZM63 228H64V226L62 227V229H61V227L58 228L57 232H59V231H60V232H61V231L65 232V231L63 230ZM126 228H124L122 231H124V230L127 231ZM160 228H161V227H160ZM160 228H159V230H160V232H161L160 235L163 234V239H165V238H164V237H165L164 235H166V234H164V231L162 230V228H161V229H160ZM179 228H180V227H179ZM193 228H194V227H193ZM197 228H198V227H197ZM199 228H200V227H199ZM199 228H198V229H199ZM7 229H8V227H7ZM46 229H47V228H46ZM51 229H53V228H51ZM59 229H61V230H59ZM64 229H66V226H65ZM171 229H172V228H171ZM186 229H187V232L190 231V230L188 231V228H186ZM200 229H201V228H200ZM237 229H238V228H237ZM239 229H241V228H239ZM13 230H14V226H13ZM47 230H48V229H47ZM141 230H142V229H141ZM222 230H223V231H222ZM15 232H16V231H15ZM42 232H43V231H42ZM63 232H61V234H62ZM217 232H218V231H217ZM241 232H242V230H241ZM262 232H264V230H262ZM16 233H17V232H16ZM65 233H66V232H65ZM65 233H63V234H65ZM123 233H124V232H123ZM166 233L168 234V232H166ZM189 233H190V232H189ZM191 233H193V231H191ZM198 233L201 234V235H199ZM10 234H11V232L8 233V235H10ZM19 234H18V235H17V234L14 235L13 238H15V237L18 238V237H20ZM21 234H22V235H21ZM96 234H95V235H96ZM130 234H131V233H130ZM138 234H139V233H138ZM181 234H182V233H181ZM23 235H24V236H23ZM66 235H67V234H66ZM114 235H115V236H114ZM168 235H169V234H168ZM255 235H256V233H255ZM10 236H11V235H10ZM63 236L66 237L65 235H63ZM63 236L61 235V237H63ZM80 236H81V235H80ZM80 236H78V237H80ZM138 236H142V234H141V235L139 234ZM146 236H147V234H146ZM192 236H191V238L193 239ZM259 236L261 237V235H259ZM26 237H27V236H26ZM75 237H77V236H75ZM82 237H83V236H82ZM121 237H123V236H121ZM121 237H120V238H121ZM169 237H170V235H169ZM189 237H190V236H189ZM262 237H264V236H262ZM6 238H7V237H6ZM6 238H5V237L3 238V239H5V240L0 239V240H1L0 246H1V248L3 249V251L0 249V250L2 251V252H1V251H0V252H1L2 254H4L5 251H9V254H11V257L8 258V259H2V260H1V257H2V256H1V257H0V264H33V245H31L30 243H29V244H23V243L26 242V240H27L26 238H25L24 240H22L23 242H22V241H15V239H14V241H15V242H14V241L11 240V238H8V239H6ZM240 238H241V237H240ZM74 239H75L76 246L80 245V246H78V248L81 247L80 249H83V248L85 249V247L83 246L84 244H82V243L84 242V241H83V238H81V240H82L83 242H81V241L79 240L80 238H78L77 240H76V238H74ZM145 239H146V238H145ZM170 239H171V238H170ZM170 239L167 240V242H168L167 244H169V240H170ZM41 240H42V239H41ZM65 240H67V239H65ZM78 240H79L80 244L77 243ZM102 240H103V241H102ZM106 240H107L108 242H107ZM112 240L110 241L111 243L114 242V240H113V241H112ZM115 240H116V238H115ZM146 240H147V239H146ZM146 240H145V243L147 242L146 244H148V241H146ZM195 240H196V239H195ZM38 241H39V240H38ZM42 241H43V240H42ZM67 241H68V240H67ZM71 241H72V240H71ZM76 241H77V242H76ZM105 241H106V242H105ZM191 241H192V240H191ZM196 241H199V240H196ZM39 242H40V241H39ZM65 242H66V241H65ZM65 242H64V245H65V246H64V250H65V248H66V246H67V245L65 244ZM68 242H70V240H69ZM68 242H66V243H68ZM104 242H105V244H104ZM156 242H157V244H158V241H156ZM163 242H164V241H163ZM192 242H194V241H192ZM88 243H90V242H88ZM96 243H97V242H96ZM96 243H95V244H96ZM145 243H144V242H143V243L141 242V244H142V245H141V248L144 247L145 250H144V249H142V250H144V252H145V251L147 252V253H143V255L146 254V255L148 256V250H149V249L146 250L147 247H146ZM151 243H152V241H151ZM160 243H161V242H160ZM195 243H196V242H195ZM197 243H198V242H197ZM208 243H207V247H208ZM43 244H44V243H43ZM72 244H73V243H72ZM97 244L99 245L100 243H97ZM97 244H96V247H98ZM143 244H144V245H143ZM154 244H155V242L152 244V246H153ZM249 244H250V246H251V245L254 244V243H249ZM70 245H71V244H70ZM81 245H82L83 247H82ZM110 245H111V246H110ZM139 245H140V244H139ZM150 245H151V244H150ZM196 245H197V244H196ZM198 245H205V244H203V243L201 244V243H200V244H198ZM239 245L242 246V245H243L242 242H241ZM260 245H261V244H260ZM68 246H69V243H68ZM71 246H72V245H71ZM86 246L89 247V246H91V245L88 246V245L86 244ZM104 246H103V247H104ZM156 246H157V245H156ZM162 246H164V245H162ZM168 246H169V245H168ZM42 247H43V245H42ZM69 247H70V246H69ZM94 247H95V246L93 245L91 248H93V249H94V252H96ZM164 247H165V246H164ZM251 247H253L252 250H250L249 247H246V245L243 247V248H244L243 251H245L246 249H249V250H250L249 253H246L245 255H247V254H250V255H256V254H259L262 258H264V248H259V247H257L256 245H253V246H251ZM45 248L47 249L46 251H47L48 254L51 253L52 250L55 249V248H53V247H50L51 252H49V251H50L49 247H45ZM45 248L43 247L44 251H45ZM52 248H53V249H52ZM67 248H68V247H67ZM74 248H75V247H74ZM74 248H73V249H74ZM99 248H102V247H98V250H97V251H99ZM75 249H76V248H75ZM80 249H79V250H80ZM87 249H88V248H87ZM160 249H161V248H160ZM165 249H166V247H165ZM168 249H169V248H168ZM55 250H56V249H55ZM55 250H54V251H55ZM57 250H58V249H57ZM66 250H67V249H66ZM66 250H65L64 253H61V254H64V255H65V253H67V254L69 255V254L73 253V250H71V248H70V251H71L70 253H68V250H69V249L67 250V252H66ZM77 250H78V249H77ZM77 250H76V251H77ZM171 250H173V249H171ZM211 250H212V249H211ZM215 250H216V252H217V249H216V248H215ZM228 250H229V249H223V251L221 250L220 253H219V255H221V256L225 255V256H226V255L228 254ZM74 251H75V250H74ZM103 251H104V250L102 249L101 252H103ZM149 251H150V250H149ZM237 251H238V249H237ZM62 252H63V249H62ZM90 252H91V254H93V252L91 251V249H90ZM90 252L88 253V256H89ZM170 252L172 253V256H174V255H173V254H174L173 251H170ZM208 252H209V251H208ZM210 252H211V251H210ZM41 253H42V252H41ZM57 253H58V255H61V254H59L60 251L57 252ZM76 253H77V255L74 254V255H76V257H74V260L77 259V258H79V259H77V260H81V258L84 259V260H86V259L88 258V257L85 258V257H86V256H85L86 253H84L83 256H81V254L83 253V252H81V251H77ZM7 254H8V252L5 253L4 255H7ZM43 254H44V253H43ZM67 254H66V255H67ZM91 254H90V255H91ZM103 254H104V253H103ZM231 254H232V253H231ZM236 254H240V255H242L243 253H241L240 251H238V253H236ZM58 255H57V256H58ZM68 255H67V256H64V258H65V257L69 258L70 255H69V256H68ZM94 255H96V253H94L93 256H94ZM101 255H102V254H101ZM184 255H185V254H184ZM209 255H210V253H207V254H206V256H207V260H209V259H208V256H209ZM62 256H63V255H62ZM84 256H85V257H84ZM102 256H103V255H102ZM227 256H228V255H227ZM227 256H226L225 258L222 257V258H223L222 260L225 261V259L227 258ZM231 256H232V255H231ZM242 256H244V255H242ZM55 257H56V255L54 256V258H55ZM70 257H71V256H70ZM72 257H73V256H72ZM72 257H71V258H72ZM110 257H111V255H110ZM148 257H149V256H148ZM183 257H185V256H183ZM261 257H260V260H259L260 262H261ZM3 258H5V256H4ZM64 258H62V259H64ZM89 258H90V257H89ZM92 258H94V257H92ZM98 258L100 259V257H98ZM103 258H104V257H103ZM105 258H106V257H105ZM111 258H112V257H111ZM167 258H168V257H167ZM169 258H171V257H169ZM218 258H220V256H219ZM57 259H58V258H57ZM57 259L55 258V260H56L57 262H59V259H58V260H57ZM72 259H73V258H72ZM94 259L96 260V257H95ZM163 259H164V260H163L164 262H163L162 264H167V263L170 264V263H173V261H172L173 258L170 259L172 262H169V260H167L166 257H164ZM165 259L167 260V262L165 261ZM180 259H181V256H180ZM180 259H179L178 262H179V264H182V263H180V262L182 261V259H181V260H180ZM184 259H185V258H184ZM254 259H255V258H254ZM74 260L71 261V262H69V260H68L67 262H68L69 264H80V262H78V261H76V260H75V262H74ZM84 260H82L83 262H82L81 264H93V263L91 262L92 260H90V259L87 260V261H85V262H84ZM154 260H155V259H154ZM219 260H220V259H219ZM219 260H216L215 263L212 261V262H210V264H211V263H212V264H220V263H219ZM222 260H221V261H222ZM99 261H100V264H102V263H101V260H98L97 263L99 264ZM25 262H26V263H25ZM60 262H61V261H60ZM103 262H104V259H103ZM153 262H154V261H153ZM155 262H156V261H155ZM157 262H159V261H157ZM165 262H166V263H165ZM112 263H113V261H112ZM261 263H262V262H261ZM61 264H62V263H61ZM64 264H67V263L64 262ZM160 264H161V263H160ZM222 264H223V263H222ZM224 264H225V263H224Z\"/></svg>",
    "mask_w": 264,
    "mask_h": 264
}]
</instances>
